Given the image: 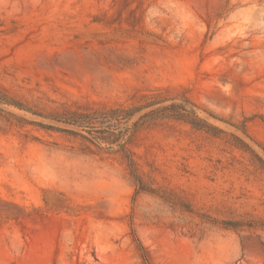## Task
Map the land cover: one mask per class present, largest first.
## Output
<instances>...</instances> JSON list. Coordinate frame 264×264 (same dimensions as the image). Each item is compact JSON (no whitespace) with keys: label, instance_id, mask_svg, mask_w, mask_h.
<instances>
[{"label":"rangeland","instance_id":"374dc122","mask_svg":"<svg viewBox=\"0 0 264 264\" xmlns=\"http://www.w3.org/2000/svg\"><path fill=\"white\" fill-rule=\"evenodd\" d=\"M0 95V264H264V0H0Z\"/></svg>","mask_w":264,"mask_h":264},{"label":"trees","instance_id":"16d2710c","mask_svg":"<svg viewBox=\"0 0 264 264\" xmlns=\"http://www.w3.org/2000/svg\"><path fill=\"white\" fill-rule=\"evenodd\" d=\"M2 97L3 96L0 95V99L7 102L8 104H11V105L18 107L20 109H26L28 111H32V110H29L28 108H26L23 104H21L17 100H14L11 98L5 99ZM194 107H195V104L192 101H190L188 98H184L181 103L172 102L168 106H166L165 104H161L160 107L150 109L146 113L140 115L139 119L147 113L154 112L158 108H165V109L174 108V113L171 114L172 117L183 120V121L189 123L192 127L196 128V129H202V130L210 131L213 133H221L222 132V130L220 128L210 124L209 122H207L206 119L199 116V114L195 111ZM139 110H140L139 107L138 108L135 107V108H108V109H106V111L93 112V113H79V112L76 113V112H74L72 114V117L74 118V121H76V122H69L66 120H62L56 115H53L51 117L55 121L67 123V124L73 125L74 127H77V128L79 127L82 131H84V133L86 132L88 136H86L83 133L80 135L84 139L91 141V139H93V137H94L93 133H91L89 131L87 132V130H85L83 127L84 126L83 123L91 120L92 115H94L95 113H98L99 115L100 114H103V115L106 114V115H110V116L113 115L115 117H119V118L128 120ZM33 113H36V112H33ZM39 115H41V114H39ZM212 117L216 118L215 116H212ZM136 123H137V121H135L133 123V126H135ZM39 125H41V124H39ZM126 143H127V140H125L122 144H119V150L123 154V156L126 160L127 166L130 169V172L134 175L136 184L138 185L140 190L152 191V190H148L147 188H145L143 182L141 181V179L136 174L135 162L131 157V152L127 148ZM220 223L224 226H227V227H237L238 225H240L239 221H234V220L222 221ZM135 241L137 243V249L140 252V256L143 260V264H150L146 248L141 244V242L138 239H136Z\"/></svg>","mask_w":264,"mask_h":264}]
</instances>
